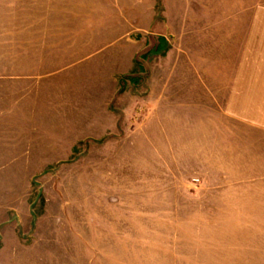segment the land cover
<instances>
[{
	"label": "rangeland",
	"instance_id": "374dc122",
	"mask_svg": "<svg viewBox=\"0 0 264 264\" xmlns=\"http://www.w3.org/2000/svg\"><path fill=\"white\" fill-rule=\"evenodd\" d=\"M263 16L0 0V264H264V103H231Z\"/></svg>",
	"mask_w": 264,
	"mask_h": 264
},
{
	"label": "crops",
	"instance_id": "0c3cea01",
	"mask_svg": "<svg viewBox=\"0 0 264 264\" xmlns=\"http://www.w3.org/2000/svg\"><path fill=\"white\" fill-rule=\"evenodd\" d=\"M262 20L263 28L257 29L255 26L259 23L255 21V17L248 22L240 45L242 51L240 63L233 70L239 74L236 80L232 81L231 103L246 104L248 107L258 102L264 103V16ZM261 48L263 54L259 57L258 52ZM257 67L263 73L258 79L253 75Z\"/></svg>",
	"mask_w": 264,
	"mask_h": 264
}]
</instances>
